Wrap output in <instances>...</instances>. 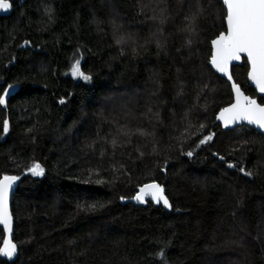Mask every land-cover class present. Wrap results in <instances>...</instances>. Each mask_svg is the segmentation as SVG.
Returning <instances> with one entry per match:
<instances>
[{
  "label": "trees",
  "instance_id": "trees-1",
  "mask_svg": "<svg viewBox=\"0 0 264 264\" xmlns=\"http://www.w3.org/2000/svg\"><path fill=\"white\" fill-rule=\"evenodd\" d=\"M8 1L11 14L0 15V176L20 177L12 197L18 254L0 255V264H227L220 255L232 245L239 264H264V135L216 122L233 101L210 66L211 41L226 31L222 1L164 0L170 10L153 26L145 0ZM113 18L135 43H116ZM75 59L90 81L72 77ZM248 70L244 59L233 77L264 104ZM121 87L144 91L133 114L149 118L141 127L149 136L115 130L127 149L103 145L111 157L101 160L85 141L99 133L98 104ZM33 161L43 176L27 171ZM153 180L172 210L130 202ZM4 238L0 227V247Z\"/></svg>",
  "mask_w": 264,
  "mask_h": 264
},
{
  "label": "snow or ice",
  "instance_id": "snow-or-ice-1",
  "mask_svg": "<svg viewBox=\"0 0 264 264\" xmlns=\"http://www.w3.org/2000/svg\"><path fill=\"white\" fill-rule=\"evenodd\" d=\"M222 4L226 7V16L224 18L227 22V29L226 32L219 33L211 41L213 51L210 63L217 71L225 73L228 79L231 80V74L228 72L230 62L240 60L241 53H245L247 62L250 64L248 76L255 82L259 92L264 93V0H222ZM10 7L8 0H0V10H8ZM51 11L50 7L45 9L46 13H51ZM186 19L190 20L187 30L189 32L194 31L191 22L196 20V15L194 14ZM24 43L27 44L29 42L25 41ZM116 43L120 44L121 40L117 39ZM191 43L192 41L188 40V44ZM157 47H160L159 42H157ZM70 72L74 78H81L84 81L91 80V76L81 70L80 59L74 60L71 64ZM9 87L12 86L10 85ZM232 89L236 93V102L220 109L217 118L224 122L225 127L239 121H247L249 124L264 128V104L257 103L255 99L244 96L239 85L235 83L232 84ZM7 91L5 89L6 94ZM177 94L179 95L180 93ZM59 102L63 104L64 100L61 99ZM5 103V96L0 95V105ZM2 130L4 133L8 132L9 123L7 120L3 122ZM212 135L209 134L200 139L197 147L212 140ZM112 144L115 147L116 141L113 140ZM186 155L191 157L193 153L189 151ZM219 159L223 161L224 157H219ZM227 167L229 169L235 168V164L229 162ZM27 171L33 176H43L45 172L42 165L37 161H33ZM239 172L246 176L253 175L251 172H246L244 167H240ZM19 179V176L14 175L4 174L0 176V225L3 226V232L5 233L3 246L0 247V255L8 258H12L17 254V244L11 240L13 217L9 208V191ZM85 182L87 183L88 181ZM96 183H103V181H96ZM149 197L152 202L156 204L162 203L165 208L172 207L168 197L165 195L164 187L155 180L140 186L131 199L143 204L147 203L146 198ZM120 199L123 200L125 198L120 197ZM94 207V205H90L88 210H93ZM156 255L163 258L164 253L161 251Z\"/></svg>",
  "mask_w": 264,
  "mask_h": 264
},
{
  "label": "rangeland",
  "instance_id": "rangeland-1",
  "mask_svg": "<svg viewBox=\"0 0 264 264\" xmlns=\"http://www.w3.org/2000/svg\"><path fill=\"white\" fill-rule=\"evenodd\" d=\"M145 1L147 2V4L149 3V6L152 9V16H154L153 19L155 21L152 22V26L155 23H164V18H166L165 15L170 10V8L168 7L169 5H166L164 0ZM196 4L197 6H201V3L199 2H196ZM117 20V18H113L111 20V31L114 39H120L122 44L135 43V41H137L136 38L128 32V28L124 26L122 20L119 22ZM121 88L124 89L120 94L116 92L113 95H108L102 98L96 108L95 114L92 116L93 120H95L96 123L99 122V133L97 134L96 139H91L93 136H87V139L85 141L88 151L93 155L98 154L97 156L101 160L110 159L111 157V154H108L107 149L105 150L103 148V145L106 148L112 147V150H115L119 145H121L124 150L127 149L125 147L127 137H125V135H123L122 137L118 136L115 130H119V133L124 134L128 132V134L130 135L139 134L143 140L149 136V133H144V131H142L143 129L141 128L146 127L147 122H149V118L143 117V115L140 114L136 118L135 114H133V110H140L137 107H141L138 97H140V95H145L144 91L127 89L125 87ZM90 118L91 116L85 118V121H90ZM120 120L124 123L118 125L117 122H119ZM89 124L90 127L94 126L91 122ZM107 134H110V137ZM113 140L116 141L115 147H113L112 144ZM117 164L120 166L119 162ZM231 247L227 248L226 251L221 252L220 258H223V260H225V263L227 264H239L241 258H235V260H233L235 254L237 253L236 251L238 250V247L236 248L235 246V250L230 251ZM230 257H232V259H230Z\"/></svg>",
  "mask_w": 264,
  "mask_h": 264
},
{
  "label": "water",
  "instance_id": "water-1",
  "mask_svg": "<svg viewBox=\"0 0 264 264\" xmlns=\"http://www.w3.org/2000/svg\"><path fill=\"white\" fill-rule=\"evenodd\" d=\"M221 1H222V0H221ZM8 3L11 5V7H10L8 10H0V15H1V16H7V15H10V14H11V12H12V10H13V5H12L11 2H9V1H8ZM225 8H226V7H225ZM225 22H226V19H225ZM226 29H227V22H226ZM224 32H226V31H224ZM214 39H215V38H214ZM212 51H213V48H212ZM244 59L247 60V56H246L245 53H241V59H240V60H233V61L230 62L229 66H228V72L231 74V77H232L231 80L228 79V76H227L225 73H222V72L217 71V69H216L215 67H213V66L211 65V63H210V66L212 67V69L214 70L215 73H217L220 77L226 79L227 82L230 84V86H231V88H232V84H233V83L237 84L236 81H235V79H234V77H233L232 69H233V67L236 66V65H242L243 62H244ZM210 60H211V58H210ZM248 66H249V70H248V72H249V71H250V64H249V63H248ZM248 82H249L250 86L256 90V92L258 93L259 96L264 97V93L259 92V90H258V88H257V86H256V84H255V82H253V81L249 78V76H248ZM237 85H239V84H237ZM239 87H240V90H241V92L243 93L244 96H247V97H250V98H252V99H255V100L257 101V103H260L256 98L247 95V94L243 91V89L241 88L240 85H239ZM232 92H233V101H232L231 104H233V103L236 102V93L233 91V89H232ZM260 104H261V103H260ZM229 105H230V104H229ZM229 105H227L226 107H228ZM226 107H224V108H226ZM219 113H220V110H219V112H218L217 115H216V122L219 123V124L222 126V128H223L224 131L232 130V129H235V128H237V127H240V126H244V125H245V126H249V127L253 128V129H255L257 132H259V133H261V134L264 135V128H260L259 126L255 125V124H249L247 121H239V122H237V123H235V124H230V125H228L227 127H225L224 122H223L222 120H220V119L217 118V117L219 116ZM149 183H150V182H149ZM157 183H159V182H157ZM146 184H147V183H146ZM159 184H160V183H159ZM17 187H18V180L13 184L12 189L9 191V208H10L11 214H12V197H13V194L15 193ZM164 190H165V188H164ZM165 195H166V192H165ZM166 196H167V195H166ZM146 199H147V201H151V198H150V197H149V198H146ZM168 199H169V198H168ZM130 202H132L133 204H135V205H137V206H141V205H145V204H146V203H143V204H142V203H140V202H138V201H135V200H133V199H130ZM169 202H170V200H169ZM153 203H154V202H153ZM170 203H171V202H170ZM155 204H156V203H155ZM158 205H162V206H163L162 203H161V204H158ZM163 208H165V207L163 206ZM165 209L170 211V210H172V207H171V208H165ZM12 217H13V224H12L11 240L13 241V237H14V229H15V220H14V216H13V214H12ZM0 227L3 229V226H2V225H0ZM13 242H14V241H13ZM17 254H18V250H17ZM17 254H16L14 257H16ZM4 257H5V256H4ZM14 257H12V258H14ZM5 258H8V257H5Z\"/></svg>",
  "mask_w": 264,
  "mask_h": 264
},
{
  "label": "flooded vegetation",
  "instance_id": "flooded-vegetation-1",
  "mask_svg": "<svg viewBox=\"0 0 264 264\" xmlns=\"http://www.w3.org/2000/svg\"><path fill=\"white\" fill-rule=\"evenodd\" d=\"M262 104V103H261Z\"/></svg>",
  "mask_w": 264,
  "mask_h": 264
}]
</instances>
